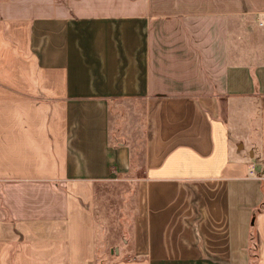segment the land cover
Here are the masks:
<instances>
[{
  "label": "crops",
  "instance_id": "obj_1",
  "mask_svg": "<svg viewBox=\"0 0 264 264\" xmlns=\"http://www.w3.org/2000/svg\"><path fill=\"white\" fill-rule=\"evenodd\" d=\"M116 182L113 264H264V0H0V264H93Z\"/></svg>",
  "mask_w": 264,
  "mask_h": 264
},
{
  "label": "rangeland",
  "instance_id": "obj_2",
  "mask_svg": "<svg viewBox=\"0 0 264 264\" xmlns=\"http://www.w3.org/2000/svg\"><path fill=\"white\" fill-rule=\"evenodd\" d=\"M63 1V0H59ZM235 137H244L241 133H236ZM244 143V140L242 141ZM128 187L122 183H108L99 185L97 188L98 196L96 198V233L97 237V260L93 264H113L121 257L122 249L127 250L124 240L127 238L126 229H113L119 218L121 221L132 220L136 214L137 198L134 194L137 191L136 185L131 187V196ZM132 210H135L134 212ZM115 228V227H114ZM117 228V227H116ZM105 241V242H104ZM105 257V259H103ZM251 264H256L252 259Z\"/></svg>",
  "mask_w": 264,
  "mask_h": 264
},
{
  "label": "trees",
  "instance_id": "obj_3",
  "mask_svg": "<svg viewBox=\"0 0 264 264\" xmlns=\"http://www.w3.org/2000/svg\"><path fill=\"white\" fill-rule=\"evenodd\" d=\"M256 233L254 230V222L251 225V233H250V241H251V246L254 245L256 243Z\"/></svg>",
  "mask_w": 264,
  "mask_h": 264
}]
</instances>
